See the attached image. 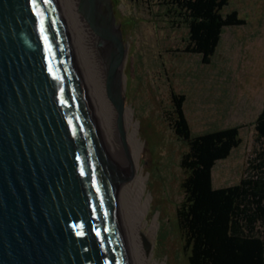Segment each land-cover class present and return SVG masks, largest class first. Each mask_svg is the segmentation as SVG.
<instances>
[{
  "label": "water",
  "instance_id": "95a60500",
  "mask_svg": "<svg viewBox=\"0 0 264 264\" xmlns=\"http://www.w3.org/2000/svg\"><path fill=\"white\" fill-rule=\"evenodd\" d=\"M80 10L109 43L124 137L123 32L111 0ZM0 264H129L108 147L58 0H0Z\"/></svg>",
  "mask_w": 264,
  "mask_h": 264
},
{
  "label": "rangeland",
  "instance_id": "374dc122",
  "mask_svg": "<svg viewBox=\"0 0 264 264\" xmlns=\"http://www.w3.org/2000/svg\"><path fill=\"white\" fill-rule=\"evenodd\" d=\"M111 1L128 50L123 113L133 116L130 130H136L141 145L137 176L145 183L143 199L148 203L146 227L137 234L139 249L151 263L188 264L176 222L183 198L180 159L185 147L163 108L173 89L185 95L194 132L239 126L241 144L216 163L213 179L216 187L240 180L254 154V122L264 106V0H229L225 11H237L243 22L224 28L212 55L193 51L188 28L171 26L155 1ZM153 224L155 235L149 238L146 230Z\"/></svg>",
  "mask_w": 264,
  "mask_h": 264
},
{
  "label": "trees",
  "instance_id": "16d2710c",
  "mask_svg": "<svg viewBox=\"0 0 264 264\" xmlns=\"http://www.w3.org/2000/svg\"><path fill=\"white\" fill-rule=\"evenodd\" d=\"M152 1L171 26L188 28V45L204 55H212L225 27L243 22L237 11H225L229 0ZM184 107L185 95L171 89L163 112L185 147L176 222L188 264H264V106L254 122L255 149L245 174L237 183L218 187L214 167L240 146L239 126L194 132Z\"/></svg>",
  "mask_w": 264,
  "mask_h": 264
},
{
  "label": "bare ground",
  "instance_id": "6f19581e",
  "mask_svg": "<svg viewBox=\"0 0 264 264\" xmlns=\"http://www.w3.org/2000/svg\"><path fill=\"white\" fill-rule=\"evenodd\" d=\"M58 2L79 76L95 108L108 147L129 264H156L147 259L140 236L142 252L147 260L142 257L137 240V234L146 227L144 218L148 209L147 200L143 199L145 183L137 176L136 167L141 145L136 138V130H130L133 126L131 112L122 113L125 131V136H122L119 112L107 94L109 43L101 41L81 12V0ZM155 229L153 224L146 230L149 238L155 235Z\"/></svg>",
  "mask_w": 264,
  "mask_h": 264
}]
</instances>
